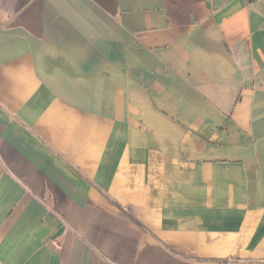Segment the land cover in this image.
<instances>
[{
    "label": "crops",
    "instance_id": "crops-1",
    "mask_svg": "<svg viewBox=\"0 0 264 264\" xmlns=\"http://www.w3.org/2000/svg\"><path fill=\"white\" fill-rule=\"evenodd\" d=\"M0 264H264V0H0Z\"/></svg>",
    "mask_w": 264,
    "mask_h": 264
},
{
    "label": "built area",
    "instance_id": "built-area-1",
    "mask_svg": "<svg viewBox=\"0 0 264 264\" xmlns=\"http://www.w3.org/2000/svg\"><path fill=\"white\" fill-rule=\"evenodd\" d=\"M258 1H260V0H258Z\"/></svg>",
    "mask_w": 264,
    "mask_h": 264
}]
</instances>
